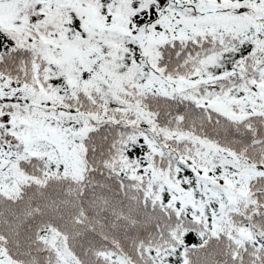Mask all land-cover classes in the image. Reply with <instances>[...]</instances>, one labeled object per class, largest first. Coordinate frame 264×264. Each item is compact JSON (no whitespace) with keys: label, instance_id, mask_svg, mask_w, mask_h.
<instances>
[{"label":"snow or ice","instance_id":"snow-or-ice-1","mask_svg":"<svg viewBox=\"0 0 264 264\" xmlns=\"http://www.w3.org/2000/svg\"><path fill=\"white\" fill-rule=\"evenodd\" d=\"M0 264H264V0H0Z\"/></svg>","mask_w":264,"mask_h":264}]
</instances>
